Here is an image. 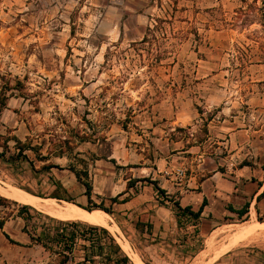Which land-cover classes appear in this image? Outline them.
Instances as JSON below:
<instances>
[{"label": "rangeland", "instance_id": "obj_1", "mask_svg": "<svg viewBox=\"0 0 264 264\" xmlns=\"http://www.w3.org/2000/svg\"><path fill=\"white\" fill-rule=\"evenodd\" d=\"M253 1L0 0L1 186L57 196L85 209H110L131 251L124 250L120 235L105 229L128 264H138L132 253L142 264H199L211 237L219 245L234 241L244 225L264 223V197L252 201L243 217L233 212L264 185V24H244L240 13ZM116 142L203 147L217 164L207 159L200 169L188 160L174 169L186 168L198 178L207 175L206 168L225 173V191L235 194L228 211L196 222L175 219L168 230L153 233L114 201L118 181L133 183L134 174L151 178L100 156ZM50 163L58 168L41 170ZM244 166L252 172L241 176ZM71 169L84 172L82 180ZM85 182L92 185L91 200ZM6 198L1 217L23 213L32 233L55 226L46 213L22 210L25 204ZM92 234L103 254L80 239L67 264L85 256L87 264H114L122 257L108 234ZM0 236V264H60L69 255ZM213 264H264V229L237 240Z\"/></svg>", "mask_w": 264, "mask_h": 264}, {"label": "crops", "instance_id": "obj_2", "mask_svg": "<svg viewBox=\"0 0 264 264\" xmlns=\"http://www.w3.org/2000/svg\"><path fill=\"white\" fill-rule=\"evenodd\" d=\"M222 148L215 147V149ZM97 152L100 154V149ZM100 156H106L108 160L113 161L118 169L126 168L130 172L142 169L141 171L151 177L149 181H141V178L134 174L135 181L130 185L131 178L118 181L114 184L117 188L114 197L119 199L118 210L126 211L140 221L144 220L151 225L150 229L153 233H162V231L168 230L172 227V220L173 222L175 219L177 220L175 202H179L183 208L191 207L194 212H198L203 207L201 217L216 216L228 211L226 205L231 201V195H235L233 192L228 193L230 189L227 185L228 180L224 178L226 174L217 172L216 169H204L208 173L202 175L201 178H198L193 171L186 173V168L174 169L176 164L183 166L188 160L195 164L198 163L197 167L200 169L207 159H211V162L217 164L211 157L205 156L203 147H170V144L168 147H137V145L122 147L116 142L113 147H110L109 154ZM227 159L229 156L221 158V160ZM147 163H151V165H146ZM246 167L240 168L238 174L243 176L252 172L251 169L249 172L246 171ZM179 171H184V174L179 175ZM155 183L159 188L165 190V197L158 193ZM238 190L235 185V191ZM263 190L264 185L261 187L259 184L247 198L250 202L253 201L252 203L257 202V198ZM205 199L207 204L203 206ZM1 220L4 223L3 228H0V233L3 236L6 233L23 245L33 243L31 236L23 231L25 219L22 216L15 214L9 218L0 216Z\"/></svg>", "mask_w": 264, "mask_h": 264}, {"label": "trees", "instance_id": "obj_3", "mask_svg": "<svg viewBox=\"0 0 264 264\" xmlns=\"http://www.w3.org/2000/svg\"><path fill=\"white\" fill-rule=\"evenodd\" d=\"M243 2L246 3V0H243ZM259 2H260V5H258ZM240 13H241V20L244 24H249L255 20H259L264 24V0H254L252 4H248L247 9H241ZM19 150L24 151L23 148H20ZM23 156L25 159H28L26 155H23ZM38 156L39 158H41V161L48 160L47 156H41L40 154ZM53 168H58V166L50 163V164L44 165L41 170L50 172ZM71 170L76 174V177L79 180H82L83 178L82 173L84 172L78 171L76 169H71ZM85 176L88 177V174H85ZM140 180L149 181L148 179H140ZM130 184H132V182H130L129 185ZM259 184L261 187L263 186L262 183H259ZM84 185L86 187L85 194L88 196L89 200H91L92 185L88 182H85ZM155 186L158 190V193L165 197L166 195L165 190L159 188L156 183H155ZM52 197L59 198L57 196H52ZM262 197H264V191L262 192V194L258 196L257 202H259ZM7 200L8 199L6 197H3L0 195V202L7 201ZM118 200H119L118 197L114 198L115 202H118ZM206 204H207V200L205 199L203 201V206ZM174 205L176 208V217H177V221L179 224H181L182 219H187V220L196 222L201 218L203 207H201L198 212H194L189 206L184 207V208L181 207L179 202H175ZM250 206H251V202H247L242 209L233 210V212H235L239 217H243L249 212ZM21 208L22 210H29V209H32L33 207L22 205ZM88 210H91V209H88ZM104 211L113 215V211H111L110 209H104ZM22 214L23 213L19 215L22 216ZM46 217L49 218V220H51L53 224H55L54 227H50L49 229H43L40 233H32L31 231L27 230L26 227L28 226V219L24 217L25 221L27 222H26V225L23 231L31 236V240L33 243L38 242L44 247H49L50 245L59 247V249L61 250L60 254L65 255V253H68L69 255L65 257L66 260L61 261L60 264H67L69 262V259H72L69 256L73 254L74 248L76 247L77 242L80 239L84 241L85 240L90 241L91 243L90 248H92L93 251H94V246L97 245V248H100L101 249L100 252L101 254H103V249H104L103 245L98 243L97 239H95L94 237V234H92L98 230L108 234L109 239H110V246L112 247L113 252L119 254V256H122V257H118L114 259L115 261L114 264H128L130 262L128 257L123 254L120 247L115 243L114 239L109 235L107 229L94 226V225H88V224L77 222V221H62V220L55 219L53 217H49L47 215ZM3 225L4 223L0 222V228H3ZM79 227H81L80 230H78ZM149 227H151V225H149ZM85 228L90 230V237L87 236L86 231L84 230ZM4 235L12 243L19 244L13 241L8 234L5 233ZM108 258L109 260H111L110 257ZM88 261H89L88 256H85L84 261L77 262L75 264H87Z\"/></svg>", "mask_w": 264, "mask_h": 264}, {"label": "bare ground", "instance_id": "obj_4", "mask_svg": "<svg viewBox=\"0 0 264 264\" xmlns=\"http://www.w3.org/2000/svg\"><path fill=\"white\" fill-rule=\"evenodd\" d=\"M0 194L15 201H18V203L20 202L22 204L32 206L33 208H36L46 213L47 215H50L60 220H75L85 222L90 225L108 228L114 233H116V235H120V238H118L122 240V247L124 248V250L128 252L131 251L129 242L122 237V231L119 225L114 221L111 214L107 213L102 209L88 210L72 202H60L56 198H41L20 189L3 187L1 186V184ZM222 228L223 227H221V229ZM259 229H264V223L257 222L244 225L237 230V237L234 241L227 239L219 245H217L215 242L218 238L215 239V237L213 238L210 235L211 238L207 242L208 250L202 253L203 260L199 264H213L220 255L229 252L231 250V247L233 246V244H235L237 240L248 235H253ZM132 254L134 255V258L137 263L142 264V261L139 256L134 253Z\"/></svg>", "mask_w": 264, "mask_h": 264}, {"label": "built area", "instance_id": "obj_5", "mask_svg": "<svg viewBox=\"0 0 264 264\" xmlns=\"http://www.w3.org/2000/svg\"><path fill=\"white\" fill-rule=\"evenodd\" d=\"M178 174H179V175H183V174H184V171H179Z\"/></svg>", "mask_w": 264, "mask_h": 264}]
</instances>
